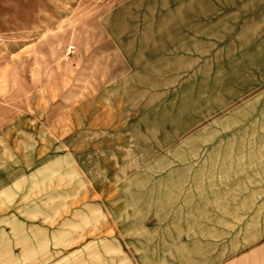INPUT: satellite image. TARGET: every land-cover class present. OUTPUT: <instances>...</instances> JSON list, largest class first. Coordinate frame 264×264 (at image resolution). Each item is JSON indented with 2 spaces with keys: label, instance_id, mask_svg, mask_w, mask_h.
I'll return each mask as SVG.
<instances>
[{
  "label": "rangeland",
  "instance_id": "rangeland-1",
  "mask_svg": "<svg viewBox=\"0 0 264 264\" xmlns=\"http://www.w3.org/2000/svg\"><path fill=\"white\" fill-rule=\"evenodd\" d=\"M0 264H264V0H0Z\"/></svg>",
  "mask_w": 264,
  "mask_h": 264
}]
</instances>
